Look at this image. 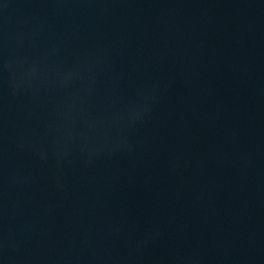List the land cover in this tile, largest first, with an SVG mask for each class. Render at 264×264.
I'll return each instance as SVG.
<instances>
[{
	"label": "water",
	"instance_id": "1",
	"mask_svg": "<svg viewBox=\"0 0 264 264\" xmlns=\"http://www.w3.org/2000/svg\"><path fill=\"white\" fill-rule=\"evenodd\" d=\"M0 264H264V0H0Z\"/></svg>",
	"mask_w": 264,
	"mask_h": 264
}]
</instances>
